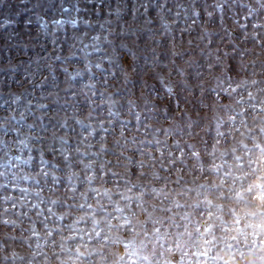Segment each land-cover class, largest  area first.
<instances>
[{"label": "rangeland", "instance_id": "rangeland-1", "mask_svg": "<svg viewBox=\"0 0 264 264\" xmlns=\"http://www.w3.org/2000/svg\"><path fill=\"white\" fill-rule=\"evenodd\" d=\"M262 117L264 0H0V264H137L126 234L170 183L141 177L181 129L210 121V148ZM251 152L173 189L215 191Z\"/></svg>", "mask_w": 264, "mask_h": 264}, {"label": "clouds", "instance_id": "clouds-1", "mask_svg": "<svg viewBox=\"0 0 264 264\" xmlns=\"http://www.w3.org/2000/svg\"><path fill=\"white\" fill-rule=\"evenodd\" d=\"M240 107L235 105L237 110ZM217 110L225 123H231L230 112L224 115L219 105ZM211 129V122L205 127L203 118L194 126L181 129L184 134L179 137L177 150L165 151L163 160L157 159L153 165L158 170L166 165L168 170L160 171L158 177L149 170L148 175L141 177L150 188L161 178L170 183L159 184V195L148 202L159 211L145 214L141 209L134 217L135 229L126 234L135 241L132 255L137 257V264H264V135L260 134L264 124L239 129L232 126L228 137L221 132L208 148L205 137L211 136ZM249 133L251 143L246 139ZM239 143L252 149L241 157L248 166H233L231 172L215 177L211 182L215 191L201 194L195 187L192 192L173 189V184L180 185L185 178L189 186L193 181L208 184L207 170L199 166L202 154L215 158L211 164L215 171L223 166L219 161ZM189 145L190 150H185ZM178 151L184 153L180 161H194L191 167H175ZM153 219L156 223H152Z\"/></svg>", "mask_w": 264, "mask_h": 264}, {"label": "snow or ice", "instance_id": "snow-or-ice-1", "mask_svg": "<svg viewBox=\"0 0 264 264\" xmlns=\"http://www.w3.org/2000/svg\"><path fill=\"white\" fill-rule=\"evenodd\" d=\"M129 35H135V33L134 32H130ZM122 47H126V46L122 45ZM129 53H130V55L132 57H136V53L131 48H129ZM156 62H157L156 60H153V65H155ZM117 143H119V141H117ZM44 174L47 175V173H44Z\"/></svg>", "mask_w": 264, "mask_h": 264}]
</instances>
